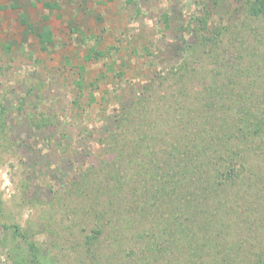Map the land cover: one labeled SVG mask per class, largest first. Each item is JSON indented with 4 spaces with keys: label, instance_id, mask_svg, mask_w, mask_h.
Returning <instances> with one entry per match:
<instances>
[{
    "label": "rangeland",
    "instance_id": "rangeland-1",
    "mask_svg": "<svg viewBox=\"0 0 264 264\" xmlns=\"http://www.w3.org/2000/svg\"><path fill=\"white\" fill-rule=\"evenodd\" d=\"M254 1L0 0V264H264V191L212 243L170 246L136 217L156 164L116 152L140 123L163 140L197 100H263ZM115 162L129 171L120 197Z\"/></svg>",
    "mask_w": 264,
    "mask_h": 264
},
{
    "label": "trees",
    "instance_id": "trees-1",
    "mask_svg": "<svg viewBox=\"0 0 264 264\" xmlns=\"http://www.w3.org/2000/svg\"><path fill=\"white\" fill-rule=\"evenodd\" d=\"M248 11L255 18H264V0H255ZM234 94L225 91L209 97L208 102L197 100L186 119L172 113L173 121H163L160 141L152 133L146 134L140 123L131 129L138 131L135 137L116 151L127 154L122 164L126 161L132 165L137 160L156 164L158 172L146 175L149 186L155 189L143 192L136 217L150 218L154 225L162 223L167 245L196 248L203 239L204 245L212 243L225 222L231 225L249 219L256 196H262L264 169L252 158L260 155L264 159V98L255 104L256 96L247 94L251 99L247 106L229 107L226 100ZM128 147L129 151L125 149ZM120 166L115 162L109 172L119 183L115 190L119 197L118 192L130 184L122 178L129 171ZM248 223L250 227L256 225L254 220ZM254 244L264 251L258 235Z\"/></svg>",
    "mask_w": 264,
    "mask_h": 264
}]
</instances>
